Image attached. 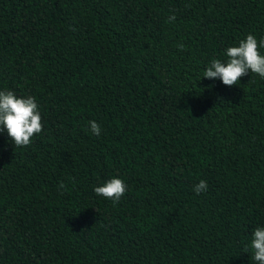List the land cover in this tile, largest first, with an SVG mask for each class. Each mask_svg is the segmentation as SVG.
<instances>
[{
	"label": "trees",
	"instance_id": "1",
	"mask_svg": "<svg viewBox=\"0 0 264 264\" xmlns=\"http://www.w3.org/2000/svg\"><path fill=\"white\" fill-rule=\"evenodd\" d=\"M248 34L264 0H0V91L43 125L0 131V264H258L264 78H202Z\"/></svg>",
	"mask_w": 264,
	"mask_h": 264
},
{
	"label": "clouds",
	"instance_id": "2",
	"mask_svg": "<svg viewBox=\"0 0 264 264\" xmlns=\"http://www.w3.org/2000/svg\"><path fill=\"white\" fill-rule=\"evenodd\" d=\"M174 19L175 16L169 18L170 21ZM178 47L183 50L184 45L180 44ZM259 48H264V39L258 41L253 34H248L238 46H230L226 49L225 62L213 59L202 78L220 79L229 87L239 84L241 77L247 75L249 71L264 78V55L258 51ZM89 125V130L94 136L101 134V126L97 121H89ZM5 129L15 148L27 147L32 143V137L43 131L39 105L34 97L17 96L10 90L0 91V131ZM60 187H64L63 182ZM207 189L208 184L203 179L194 185V191L197 194ZM127 190V184L117 177L94 188L98 196L113 202H119ZM251 248L253 249L252 259L258 264H264V227H257L254 230Z\"/></svg>",
	"mask_w": 264,
	"mask_h": 264
}]
</instances>
